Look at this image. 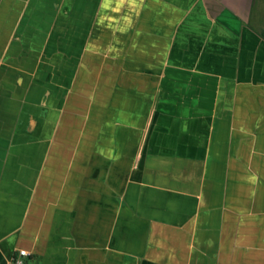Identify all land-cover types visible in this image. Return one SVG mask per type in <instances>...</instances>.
Here are the masks:
<instances>
[{
    "label": "crops",
    "instance_id": "crops-1",
    "mask_svg": "<svg viewBox=\"0 0 264 264\" xmlns=\"http://www.w3.org/2000/svg\"><path fill=\"white\" fill-rule=\"evenodd\" d=\"M255 0H0V264H264Z\"/></svg>",
    "mask_w": 264,
    "mask_h": 264
},
{
    "label": "rangeland",
    "instance_id": "rangeland-1",
    "mask_svg": "<svg viewBox=\"0 0 264 264\" xmlns=\"http://www.w3.org/2000/svg\"><path fill=\"white\" fill-rule=\"evenodd\" d=\"M254 20L258 26L264 25V0H255Z\"/></svg>",
    "mask_w": 264,
    "mask_h": 264
},
{
    "label": "built area",
    "instance_id": "built-area-1",
    "mask_svg": "<svg viewBox=\"0 0 264 264\" xmlns=\"http://www.w3.org/2000/svg\"><path fill=\"white\" fill-rule=\"evenodd\" d=\"M31 253L27 250L19 251L17 257L14 260V264H25V259L30 257Z\"/></svg>",
    "mask_w": 264,
    "mask_h": 264
}]
</instances>
